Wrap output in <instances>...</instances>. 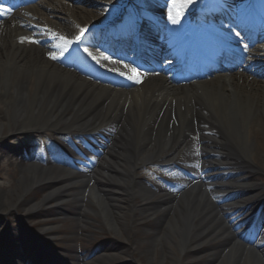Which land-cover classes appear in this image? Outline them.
<instances>
[{
    "label": "bare ground",
    "instance_id": "6f19581e",
    "mask_svg": "<svg viewBox=\"0 0 264 264\" xmlns=\"http://www.w3.org/2000/svg\"><path fill=\"white\" fill-rule=\"evenodd\" d=\"M232 1L216 0L215 6L226 8ZM167 3H152V24L156 29L168 25L166 42L158 40L148 46L157 57H163L162 51L173 45L180 32L189 35L208 29L215 38L219 32L225 33L221 23L205 22L202 27H192L186 9L178 24L171 23L162 10ZM108 4L107 0H39L35 14L20 2L9 10L0 6V118L15 123L5 124L3 135L31 129L24 124L16 126L15 119L21 114L30 118L41 116L42 125L54 129L61 119L68 127L79 124L83 131L78 145L64 133L63 125L57 132L70 150L69 156L61 149L60 158L59 148L51 154L42 145L10 150L20 154V162L28 160L29 164L20 166L22 180L1 199L0 212L16 208L24 193L44 184L51 189L39 204L72 201V194L62 189L76 185V176L87 172L85 165L97 162L98 169L93 172L97 178L89 176L88 182L95 183L98 191L106 194L117 225L122 219L118 200H140V206L134 210L138 220L132 221L131 227L139 239L151 236L154 243L164 240L161 260L180 264L178 253L183 260L189 258L193 263L251 264L243 252L252 247L256 252H251L253 260L258 261L259 255L263 262L257 264H264L263 214L242 213L233 225L215 220L221 203L233 204L236 213L247 210L249 206H242L239 200L254 189L241 184L249 182L251 173L264 171V66L257 68L264 52L259 50L258 58L248 62L242 59V64L232 69L225 66L221 73L196 75L193 80L186 79L187 76L180 79L174 71L155 64L141 65L136 47L130 45V30L122 36L123 41L127 40L125 50L118 46L119 40H112V44L101 43V39L89 40L115 58L107 65L91 49L61 54L55 45L63 42L54 39L53 34L62 35L47 25L48 18L58 20L59 29L71 34L75 32L72 26L80 24L82 18L101 22L118 14ZM240 7L248 10L253 20L264 17L249 2ZM124 13L132 12L126 9ZM36 14L48 18L43 21ZM257 29H264V21L259 20ZM22 38L27 39L22 42ZM213 45L212 41L207 45L210 55ZM50 54L57 59H51ZM132 67L138 70L134 73ZM28 131L41 132L38 128ZM97 152L103 155L95 160ZM218 160L227 172L225 198L211 190L215 187L211 174ZM146 162H160L159 169H165L168 176L145 180L144 185L134 171ZM38 163L48 165L49 169H41L36 166ZM68 169L74 171L69 173ZM204 169L211 170L207 176H203ZM105 177L108 181L104 183L100 179ZM198 181L199 186L209 189V194L191 191ZM81 198L83 193L75 194L77 203ZM200 215L201 221L195 222ZM143 242L144 238L139 244ZM145 251L147 248L142 253Z\"/></svg>",
    "mask_w": 264,
    "mask_h": 264
},
{
    "label": "rangeland",
    "instance_id": "374dc122",
    "mask_svg": "<svg viewBox=\"0 0 264 264\" xmlns=\"http://www.w3.org/2000/svg\"><path fill=\"white\" fill-rule=\"evenodd\" d=\"M35 2L36 0L25 7L34 14L38 11ZM108 2L113 3L112 5H119L122 4L123 0H108ZM55 3L59 4L58 2ZM201 3L202 0H193L186 9L194 8ZM51 4L54 6L53 3ZM165 9L168 8L166 7ZM165 12L168 14V11ZM36 15L35 17L40 16L43 21H45V18H48L44 15ZM48 19L50 21L47 25L53 27L67 40L72 41L68 45V49H70L73 46L75 38L73 39L69 32H63L59 29L60 22L58 20L55 18ZM88 20V18H82L80 24L72 26L73 29L78 31L80 27L88 23ZM108 20L106 18L103 22ZM247 59H250V57ZM143 61L147 63V61ZM110 62L111 60L106 58L102 61L105 65ZM20 106L25 107L22 104ZM21 115L15 119V122L24 123L27 128H31L30 130H36L38 128L41 132L40 134L29 132L15 137L7 134L5 136V134L3 135L2 128L9 120L0 118V201L4 195L15 190L22 180L20 170L22 163L25 165L29 164L28 160L20 162L22 159L21 156L10 153L11 149L26 145L36 146L43 143L48 147L47 149L50 152L55 153L56 148L54 145L65 147L64 142L61 141V136L57 135L62 125L64 126V131L66 129L68 130L61 119L57 123V128L54 129L51 126L42 125L44 119L41 116L37 115L30 118L25 114ZM62 139L65 138L62 137ZM101 155L102 152H98L94 156L95 160L99 159V157L101 158ZM96 164L95 162L92 166L86 164L85 166L87 167L83 169L87 172L83 175L76 176L74 179L77 184L68 185L62 189V191L66 190L67 194H72L73 197L70 198H74L72 201H54L45 206L39 204L43 196L51 189L49 185L44 184L33 187L27 193H24L20 197L16 208L5 211L4 213L0 212V252L3 254L0 264H6V261H2L4 257L5 260L7 259V264H23L20 261L22 257L25 260H32V264H46L49 260L55 264H157L158 262L170 264L169 260H164V258L161 260L163 253H161L160 248L164 240L162 243H154L155 241H153L151 236H143L144 242L141 245L139 244V241H143V238L139 239V236L134 232V228L131 227V222L138 220V217L134 214L135 208L140 206V200L138 198L134 200H118L119 209L122 211V219L121 223L117 225L114 216L111 214L112 211L108 206L106 194L98 191V188L93 182H88L89 176L96 177L93 175V171L98 169ZM36 166L42 167L41 169H49L48 165L42 163H38ZM68 172L71 173L72 171L68 170ZM134 175L142 180L145 185V180L149 181L164 177L166 170H159L158 167L150 166L147 169H136ZM63 176V173H61V178ZM107 179L105 177L100 180L105 183ZM248 181V183L245 182L243 184L256 187L253 192V197L261 196L263 198L261 201L264 203V171L251 173ZM110 185L114 186V182L110 183ZM191 191L196 193L201 191L202 193L204 189L199 186H192ZM18 192L20 191L18 190ZM205 192L209 193L207 190ZM76 193H83V198L79 199L80 203H77L75 200ZM210 201L213 202V199L210 198ZM249 201L250 199L244 200L245 203ZM222 208L220 211L217 210L215 220L225 225L227 223L222 220L221 216L223 213ZM250 212L251 210L247 211V213ZM192 213L193 210L190 214L191 217ZM228 218L230 219L231 216ZM200 221L201 215L195 222L198 223ZM46 225L53 231L49 236L53 237V240L50 242L46 241L41 235V233L46 231L42 229ZM146 248L147 252L145 251L143 254L142 252ZM252 251L253 249L248 247L247 252H243V255L246 253L245 257L248 258L249 263L257 264L258 261L263 262V258L259 255L257 257L258 261H254L251 255ZM254 253L256 252L254 251ZM176 255L181 258L180 264H201L193 263L189 258L183 260L182 255L179 256L178 253Z\"/></svg>",
    "mask_w": 264,
    "mask_h": 264
},
{
    "label": "snow or ice",
    "instance_id": "6c2138e0",
    "mask_svg": "<svg viewBox=\"0 0 264 264\" xmlns=\"http://www.w3.org/2000/svg\"><path fill=\"white\" fill-rule=\"evenodd\" d=\"M192 2H193V0H168V3H167L168 20L173 24H178L184 15L185 9ZM83 33H84V30L82 29L81 30V36L83 35ZM237 35H239V34L237 33ZM81 36L76 37L77 42H79L81 40ZM53 38L63 42L62 44L55 45L56 47L61 49V54H63V52H65V51H67L68 45L72 43V41L67 40L65 37L58 36L57 34H53ZM24 39H27V38H22V42ZM29 42L38 43L39 41H29ZM246 48H247V46L245 45V49ZM85 51H87V49H85ZM89 55H91V53H89ZM50 58L51 59H57V56H55L54 54H50ZM93 59H95V57H93ZM133 72L135 73L136 70L133 69ZM129 78H132V77H129Z\"/></svg>",
    "mask_w": 264,
    "mask_h": 264
}]
</instances>
